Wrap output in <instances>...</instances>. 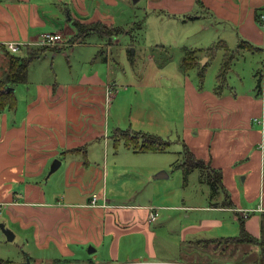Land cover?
I'll use <instances>...</instances> for the list:
<instances>
[{
	"label": "crops",
	"instance_id": "0c3cea01",
	"mask_svg": "<svg viewBox=\"0 0 264 264\" xmlns=\"http://www.w3.org/2000/svg\"><path fill=\"white\" fill-rule=\"evenodd\" d=\"M121 1L126 0H0V44L5 46L7 42H16L20 44L18 51H21L26 45H34L41 33L53 31H61L68 39L75 33L72 27L74 19L86 23L101 21L121 31L119 11H116ZM167 1L170 5L182 1L188 10L194 7L195 2ZM201 2L200 8L196 9L200 14L187 15L186 18L208 17L228 22L236 31L238 42L243 39L260 51L264 49V25L256 19L264 0ZM185 9H177V13ZM91 36L105 38L91 34L86 40ZM86 40L69 46V53L77 49L88 54L87 58L81 55L82 60L78 57L83 65L88 61L89 51L79 47L86 48ZM98 43V52L104 53L103 44L107 43ZM105 47L107 51V45ZM61 48L52 50L60 51ZM41 57L30 63L27 82L20 83L22 87L19 84L14 86L16 95H24L22 101L19 103L17 98L15 109L0 112V207H8L14 221L33 229L38 245L56 250L51 261L73 259L76 249L82 250L92 244L94 248L86 251L89 256H84V262L90 260L93 264H252L246 259L250 254L257 256L259 253L255 245L252 248L231 244L226 249H216L193 241L237 236L240 221L252 236L258 238L260 235V221L264 220V116L257 94V78L254 87L241 90L226 81L221 93L216 91V81L213 87L198 89L196 86V89L193 82L183 79L184 89L189 88V92L184 90L183 94L184 99L189 100V108H185V103L181 128L176 133L178 146L175 152L178 157L169 162L155 157L146 166L151 167L154 175L160 171L167 173L166 176L153 177L154 180L166 178L171 165L180 161L184 147H187L205 164V168L198 170L214 176L216 171H220V183H217L215 191L210 185L209 189L203 188L198 201L187 190L174 192V200L169 205H140L139 202H131V198L121 200L115 195L108 198L106 177L109 172L121 168L116 162L114 165L111 163L109 141H106L105 134H101L102 131H91L90 145L76 143L70 136L69 116L75 104L72 95H79V90L84 94L102 91L104 81L97 71L86 73L82 70L68 77L60 76L55 70L50 75L35 73V70L32 73V64ZM90 57L94 60V56ZM200 58L195 62L198 63ZM103 59L108 61L107 55ZM207 59L205 56L201 60ZM6 67V55L0 50V72ZM186 71L182 69L183 74ZM237 77L239 79L238 74ZM121 146L132 150L123 144L115 146L112 141L116 152ZM169 147L160 152L168 151ZM74 148L78 150L71 151ZM50 159L51 163L58 159V167L67 159V168L77 176L75 182L65 183L56 192L53 202L47 198V182L39 184L33 181L35 176L41 175ZM139 164L141 167L138 168H144L143 163ZM157 185L161 186L160 183ZM97 188L98 193L104 195L107 206L89 205L90 196ZM148 206L156 208L157 216L158 210L167 209L169 218L174 211H183V216L177 219L178 235H175L179 250L171 253L172 259L157 252L156 227L161 225V221L156 222L157 216L153 221L148 220ZM191 214L196 215L192 218ZM223 218L230 221L235 232L229 234L224 230L226 222ZM29 261L31 264L30 258Z\"/></svg>",
	"mask_w": 264,
	"mask_h": 264
},
{
	"label": "rangeland",
	"instance_id": "374dc122",
	"mask_svg": "<svg viewBox=\"0 0 264 264\" xmlns=\"http://www.w3.org/2000/svg\"><path fill=\"white\" fill-rule=\"evenodd\" d=\"M186 7V3L182 1L171 5L167 0L121 1L116 11H119V23L124 31L121 30L113 34L109 39L98 36L89 37L86 40L88 45L84 46L86 48L79 47L89 51L88 61L84 65L80 61L83 59L81 55H85L87 58L88 54L84 51L80 53L77 49L69 53V46L75 42L71 41L72 36L67 39L62 33V43L44 45L52 47V49L62 47L60 51L48 50L45 57L42 56L38 62H34L31 66L32 73L35 70V73L50 75L55 70L64 77H68L70 74L77 75L83 71L86 73L97 71L99 77L104 81L105 87L102 88V91L84 94L79 90V95H72V102L75 104L71 108L69 119L72 129L70 136L76 140V143L90 145L91 131H102L101 134H105L106 141H109L111 149L109 159L113 165V162L119 164L117 166L121 169L109 172L106 177L105 187L108 198L115 195L121 200L131 198V202H139L140 205L150 203L169 205L174 200V192L181 193V191L188 190L192 198L198 201L200 191L209 187L205 170L196 169L194 172H190L183 184L181 170L173 169L172 165L168 177L158 180H154L155 173L150 171L151 167L146 166V163H151L150 160L155 157L167 161H175L178 157L175 152L178 146L175 141L176 133L178 134L181 128L185 103V108H189L187 105L189 100H185L183 95L184 90L189 92V88L184 89L183 79L186 78L193 82L196 89L197 87L198 89H200L199 87H213L226 48L234 55L225 75L228 84L235 85L239 90L255 86L257 78L255 73L257 69H261L264 49L262 51L255 50L257 52L246 49L237 51L239 42L236 31L227 24L228 22L208 17L188 19L187 15L198 13L196 9L199 5L194 2V7L189 10L185 9ZM177 9L186 11L177 13ZM76 21L86 24V22ZM72 27L74 28L73 25ZM98 42L107 43L103 44L106 53L98 52ZM221 42L224 43V47L219 45ZM65 43L66 45L63 46ZM186 49L195 50L196 59L199 56L201 58L198 63L195 62L196 64L194 63L192 67L188 68L186 74H183L180 63ZM15 53L24 55L25 48ZM54 53L55 57H53ZM105 54L108 61L103 59ZM90 56H94V60ZM205 56L208 59L203 62L201 59ZM201 73L202 78H200ZM22 86L19 84V87ZM23 96L16 95L19 103ZM115 128L130 129L146 134H160V137L168 138L166 140L170 141V147L164 153L153 151L134 153L121 146L116 152V149L112 147L111 137ZM81 150L83 151V148ZM139 163H143L144 168H138L137 166L141 167ZM51 164L50 159V162L43 167L41 175L35 176L33 181L39 182V184L47 182L49 189L47 198L53 202L56 192L65 183L75 182L74 178L77 176L67 168V159L62 162L60 167L49 173ZM140 175L143 177H139ZM159 183L161 186L157 185ZM98 191L99 188L96 189V192ZM129 195L130 197H128ZM158 213L156 222L161 221V225L158 224L156 227L158 233L157 252L172 259L174 257L171 253L179 250L175 235H178L176 231L177 219L180 215L183 216V211H174L171 218L168 217L170 214L168 215L167 209H160ZM193 215L196 214H191L192 218ZM223 220L226 222L224 230L229 234L235 232L236 229L234 226L232 229L230 221L225 218ZM0 223L14 233V238L8 240L0 227V259L23 264L30 258L31 264H49L50 262V264H54L52 263L54 259L52 261L51 259L55 256L56 250L54 251L52 247L43 248L38 245L33 236V229L14 221L9 215L8 207H0ZM237 228L238 233L236 234L238 235L240 225ZM238 245L239 247L249 245L252 248L255 245L259 248L258 245L247 242ZM88 246L94 248L92 244H88L82 250L76 249L72 260L84 262L86 260L84 256H89L86 252ZM226 247L228 246H222L225 249ZM239 254L241 255V253ZM258 254L257 256L248 255L249 258L246 259V262L252 263L258 258ZM188 256L192 257V255ZM57 264L74 263L71 261Z\"/></svg>",
	"mask_w": 264,
	"mask_h": 264
},
{
	"label": "trees",
	"instance_id": "16d2710c",
	"mask_svg": "<svg viewBox=\"0 0 264 264\" xmlns=\"http://www.w3.org/2000/svg\"><path fill=\"white\" fill-rule=\"evenodd\" d=\"M195 2L201 6V0H195ZM259 20V15L256 16ZM72 25L75 29V34L72 36V42H84L86 38L91 34H96L101 37H107L109 39L113 34L118 33L120 28L108 26L101 21H94L90 23H80L76 20L72 21ZM220 46L224 47V43H220ZM210 49V48H209ZM209 49L207 51L209 52ZM239 49H246L249 51L260 50L255 47L252 43L246 40H240L237 46V51ZM0 50L3 51L7 58V67L5 70L0 72V112L5 109L12 110L16 108L17 97L14 92V86L20 83H26L28 79V68L32 61L43 56L48 50H52V47H45L40 45H26L25 54L18 55L16 53H11L8 51L4 45L0 44ZM233 53L229 52L225 48V56L219 72L216 76V91L221 93L222 87L226 84V72L229 69L231 59L233 58ZM195 50L186 49L184 50V55L181 61L182 69L184 71L188 70L195 63ZM257 75V85L258 90L261 81L260 70L256 73ZM202 78V73L200 74ZM258 94V91H257ZM113 138L114 145L123 144L124 146L131 148L135 152H146V151H165L169 146V141L163 139L162 137L154 134H146L140 131H132L130 129H120L115 128L111 135ZM78 150L77 148L71 151ZM81 150V149H80ZM82 151V150H81ZM84 152V150H83ZM173 168H180L182 171L183 181L185 182L187 174H189L194 169H203L205 164L202 160L194 157V155L189 151L187 147H184L181 159L176 163ZM216 175L207 174L208 183L212 188V191L218 188L220 183L221 173L215 172ZM218 183V184H217ZM257 244L259 246L258 258L255 259L252 264H264V220L260 221V235L258 238L252 236L244 227L242 221H240V231L237 236H227L220 238H210V239H195L193 243L201 246H213L214 248H220L222 246H229L231 244L238 245L244 243ZM74 264H93V261L88 260L87 262H79L78 260H72L70 258H57L52 261V263L57 264L60 262H71ZM0 264H15L8 260L0 259Z\"/></svg>",
	"mask_w": 264,
	"mask_h": 264
},
{
	"label": "built area",
	"instance_id": "2783aa9c",
	"mask_svg": "<svg viewBox=\"0 0 264 264\" xmlns=\"http://www.w3.org/2000/svg\"><path fill=\"white\" fill-rule=\"evenodd\" d=\"M259 20L263 23L264 25V4L262 7V11L259 14ZM63 42V37H62V32L61 31H53V32H44L41 33L38 36V40L35 42L36 45H57ZM19 45L16 42H7L5 43V46L7 49L11 51H18L19 50ZM261 69H260V75H261V81H260V86L258 88V97L260 98L263 106V112L262 116H264V58L261 64ZM109 95V93H108ZM263 120V119H262ZM101 200V202H99ZM89 205L91 206H107L106 205V199L104 195H100V193L95 192L90 196L89 199ZM149 212H148V220L153 221L156 216V208L153 206H148ZM135 264H149V262H136Z\"/></svg>",
	"mask_w": 264,
	"mask_h": 264
},
{
	"label": "water",
	"instance_id": "95a60500",
	"mask_svg": "<svg viewBox=\"0 0 264 264\" xmlns=\"http://www.w3.org/2000/svg\"><path fill=\"white\" fill-rule=\"evenodd\" d=\"M133 1L136 2V0H133ZM59 165H60V161H59L58 159H55V160L52 162L51 166H50L49 173H51V172H53L54 170H56L57 167H58ZM164 175L166 176L167 173H166V172H163V171H160V172H158L156 175H154V177H155V178H159V177H162V176H164ZM0 227H1L3 233L5 234V236H6V238H7L8 240H12V239L14 238V233H13L10 229L6 228V227L4 226V224L0 223ZM90 250H93V248H92L91 246L88 247V251H90ZM23 264H30V261H26V262L23 263Z\"/></svg>",
	"mask_w": 264,
	"mask_h": 264
}]
</instances>
